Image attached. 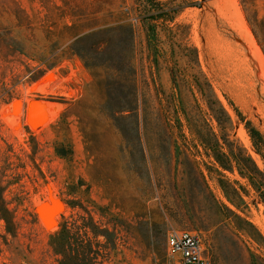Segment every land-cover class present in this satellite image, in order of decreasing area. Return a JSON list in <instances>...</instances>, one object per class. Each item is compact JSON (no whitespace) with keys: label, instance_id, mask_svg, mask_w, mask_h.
Returning a JSON list of instances; mask_svg holds the SVG:
<instances>
[{"label":"rangeland","instance_id":"rangeland-1","mask_svg":"<svg viewBox=\"0 0 264 264\" xmlns=\"http://www.w3.org/2000/svg\"><path fill=\"white\" fill-rule=\"evenodd\" d=\"M13 1L29 22L17 26L0 0V264H58L49 236L77 216L84 264H165L167 234L183 230L202 236L209 264H264V206L236 170H207L212 155L193 132L216 123L187 82L204 75L232 117L231 140L262 168L225 101L264 136V42L238 0H188L150 50L140 1ZM250 9L264 20V0ZM193 50L198 67L184 57ZM81 100L85 138L62 116ZM40 103L54 112L26 119ZM56 142L70 144V162Z\"/></svg>","mask_w":264,"mask_h":264},{"label":"trees","instance_id":"trees-1","mask_svg":"<svg viewBox=\"0 0 264 264\" xmlns=\"http://www.w3.org/2000/svg\"><path fill=\"white\" fill-rule=\"evenodd\" d=\"M135 1H140L142 5V12L136 16V22L145 28V39L147 41L148 50H150L157 41V26L164 25L167 27L168 25H173L177 28L178 26L175 24L176 16L184 8L193 7V4L188 0H181L182 2L177 5H175V2L178 0ZM238 2L249 26L253 24L261 28V32L259 33L252 30L260 46L261 42H264V20H259L257 13L254 11L252 12L250 9L253 7L254 0H238ZM9 3L13 6L10 9L17 26H27L29 19L24 10L13 0H10ZM101 32L104 33L105 31ZM129 33L131 35L132 31L130 30ZM87 38L88 36H83L75 39L74 42H80ZM104 45L105 44H101L98 46L96 52H103L105 48ZM261 49L264 53V48L261 47ZM184 57H186L187 62L193 63L194 66L198 67L196 50H193L192 60L187 56ZM112 67L115 68L116 71H120L116 67ZM90 68L93 69L92 67ZM98 81L100 82L101 80H97L96 82ZM187 82L196 89V92L200 95L201 101L206 108L207 115L216 123L217 133L213 132L212 129L207 132H204L202 129H197L193 132L197 147L212 155V167H208L207 170L209 172L213 170L216 174H219V169L230 170L232 172L236 170L239 177L247 182L249 188L255 193L259 202L264 206V136L245 118L230 100L225 98L229 109L233 112L236 121L242 125L253 151L261 162L263 167L260 168L243 146H239L231 140L230 134L233 130L234 122L223 104L216 97L210 82L199 70L196 73L193 72L189 74L187 76ZM83 106L84 102L82 100L69 103V108L62 116L71 113L76 117L80 125V133L85 138L86 134L82 128V117L84 115ZM54 153L59 159L67 162H70L72 159L70 144L56 142L54 145ZM241 189V191H245L243 188ZM233 191L235 192L236 190L234 189ZM63 203L70 209L75 208L73 206L74 204L70 202L63 201ZM0 217L8 224V220L2 212H0ZM83 228L84 224L81 216H77L76 218L62 217L58 231L50 235L48 239L49 247L55 256L58 257V264H84L82 258L84 247L81 235Z\"/></svg>","mask_w":264,"mask_h":264},{"label":"built area","instance_id":"built-area-1","mask_svg":"<svg viewBox=\"0 0 264 264\" xmlns=\"http://www.w3.org/2000/svg\"><path fill=\"white\" fill-rule=\"evenodd\" d=\"M165 257V264H209L202 236L184 230L167 234Z\"/></svg>","mask_w":264,"mask_h":264},{"label":"bare ground","instance_id":"bare-ground-1","mask_svg":"<svg viewBox=\"0 0 264 264\" xmlns=\"http://www.w3.org/2000/svg\"><path fill=\"white\" fill-rule=\"evenodd\" d=\"M41 107H43V108H41V110L43 111H39L38 110V113H33V114H30V115H28L27 114V116H26V119H29V120H31L33 117L35 118V121H36V123H39V122H41L45 117H44V114L43 113H45V115H47V116H49V115H51L53 112H54V110H53V108L51 107V106H49V105H47V104H45V103H40L39 104ZM21 109V108H20ZM19 109V110H20ZM15 111V110H14ZM27 112V111H26ZM9 113V112H8ZM29 113V112H28ZM21 114V113H20ZM20 114H18V115H20ZM11 115V114H10ZM13 116H15V114L13 115ZM19 117V116H18ZM42 119V120H41ZM16 120V119H15ZM10 121V120H9ZM14 121V120H13ZM12 122V120L10 121V123ZM14 124H12V125H14L15 126V123H17V122H13ZM43 205V204H42ZM40 211V210H39ZM42 214V213H41ZM50 217V216H49ZM49 225V224H48ZM54 226V225H53ZM54 230V229H53Z\"/></svg>","mask_w":264,"mask_h":264},{"label":"water","instance_id":"water-1","mask_svg":"<svg viewBox=\"0 0 264 264\" xmlns=\"http://www.w3.org/2000/svg\"><path fill=\"white\" fill-rule=\"evenodd\" d=\"M203 1H205V0H203ZM36 108H39V107L37 105L32 104V105H30L29 110L34 111Z\"/></svg>","mask_w":264,"mask_h":264}]
</instances>
